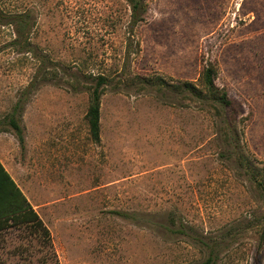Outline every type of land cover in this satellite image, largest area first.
<instances>
[{
	"label": "rangeland",
	"instance_id": "374dc122",
	"mask_svg": "<svg viewBox=\"0 0 264 264\" xmlns=\"http://www.w3.org/2000/svg\"><path fill=\"white\" fill-rule=\"evenodd\" d=\"M144 1L131 26L126 0H0V160L44 227L0 231V264H264V0ZM209 65L220 116L180 89Z\"/></svg>",
	"mask_w": 264,
	"mask_h": 264
},
{
	"label": "trees",
	"instance_id": "16d2710c",
	"mask_svg": "<svg viewBox=\"0 0 264 264\" xmlns=\"http://www.w3.org/2000/svg\"><path fill=\"white\" fill-rule=\"evenodd\" d=\"M126 2L130 8V24L131 26H135L144 19L146 3L144 0H126ZM215 76V68L209 65L201 72L198 86L192 82H184L180 89L188 93L190 100L212 108L215 111V116H220V110H222L223 113L225 109L230 107V100L224 89L215 86ZM93 81L94 85L91 88L89 105L85 118L87 120L91 140L94 143H98L100 141V98L109 79L104 75H97L93 78ZM9 125L16 132L19 145L22 148L24 139L21 128L12 118L9 119ZM253 170L250 172V180L256 184L261 193L260 197L264 201V182L258 178L256 169ZM27 223L44 228L36 212H34L24 194L0 162V231L14 224ZM261 237H263L262 233ZM209 249V254L202 264H216L217 254H215L214 247L209 246Z\"/></svg>",
	"mask_w": 264,
	"mask_h": 264
},
{
	"label": "crops",
	"instance_id": "0c3cea01",
	"mask_svg": "<svg viewBox=\"0 0 264 264\" xmlns=\"http://www.w3.org/2000/svg\"><path fill=\"white\" fill-rule=\"evenodd\" d=\"M0 162L2 163V161L0 160ZM2 165H3V163H2ZM4 166V165H3ZM4 168H5V166H4ZM6 169V168H5ZM8 172V171H7ZM9 173V172H8ZM10 174V173H9ZM11 176V175H10ZM12 177V176H11ZM12 179L14 180V182L16 183V181H15V179L12 177ZM16 185H17V183H16ZM18 186V185H17Z\"/></svg>",
	"mask_w": 264,
	"mask_h": 264
}]
</instances>
